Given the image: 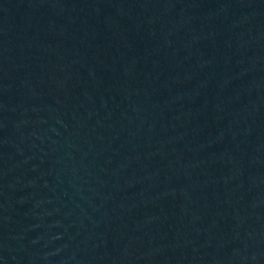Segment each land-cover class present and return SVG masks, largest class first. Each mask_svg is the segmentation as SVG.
Instances as JSON below:
<instances>
[{
  "label": "water",
  "instance_id": "1",
  "mask_svg": "<svg viewBox=\"0 0 264 264\" xmlns=\"http://www.w3.org/2000/svg\"><path fill=\"white\" fill-rule=\"evenodd\" d=\"M0 264H264V0H0Z\"/></svg>",
  "mask_w": 264,
  "mask_h": 264
}]
</instances>
